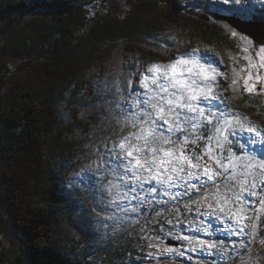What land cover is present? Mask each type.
Returning a JSON list of instances; mask_svg holds the SVG:
<instances>
[{
    "label": "trees",
    "instance_id": "obj_1",
    "mask_svg": "<svg viewBox=\"0 0 264 264\" xmlns=\"http://www.w3.org/2000/svg\"><path fill=\"white\" fill-rule=\"evenodd\" d=\"M108 1L0 0V20L11 32L12 55L34 64L27 75L15 78L0 92V201L7 214L6 226L21 240L12 264H131L140 242H161L171 234L164 223L168 208L163 203L164 194L153 193L141 204L131 237L137 233L146 239L133 242L128 234L113 237L105 230L104 221L94 210L96 203L80 191L81 185L67 181V161L81 153L85 143L74 138V126H81L88 138L91 127L78 118L77 110L72 113L73 122L63 124L59 105L66 94H81L89 67L108 60L121 39L143 42L155 33L175 34L177 30L209 26L211 21L215 23L210 25L214 34L240 56L231 32H236L237 38L241 34L229 25L222 30L218 22L227 23L214 16L220 5L225 7L218 0H125L120 7L112 2V8ZM246 3L255 12L253 19L264 20V7L250 0L226 8L246 13ZM224 14L242 17L235 11ZM255 87V93L243 88L234 101H248L264 109L260 90L264 85ZM124 119L125 115H112V141L99 167L105 179L112 177L109 149L132 130L124 127ZM232 120L241 122L238 117ZM211 134L209 126L207 135ZM231 139L232 152L241 151L242 144ZM226 182V174L216 180L221 188ZM258 224L262 226L251 257L256 264H264V244L260 243L264 239V211ZM6 252L1 249L0 259Z\"/></svg>",
    "mask_w": 264,
    "mask_h": 264
},
{
    "label": "rangeland",
    "instance_id": "obj_2",
    "mask_svg": "<svg viewBox=\"0 0 264 264\" xmlns=\"http://www.w3.org/2000/svg\"><path fill=\"white\" fill-rule=\"evenodd\" d=\"M218 1L225 6L220 5L218 11L223 13L226 10L232 11L230 8H226L229 4L223 3L222 0ZM250 1L255 6L264 7V0ZM112 2H114V6L118 3V7H120L125 0H110L106 4L112 8ZM207 19L211 21L209 18ZM213 24L215 23L211 21L209 26L204 25L184 32L177 30L174 32L175 34L155 33L143 42L128 39L119 40L108 60L89 67L86 72L87 85L81 91V94L78 96L66 94L60 102L59 107L63 124L72 123V113L77 110L78 118L83 122L90 123L91 127L88 138V134L84 132L81 126H74V138L85 141V143L82 147L83 151L67 161V181L77 186L81 185L80 191L96 203L94 210L99 218L104 221L105 230L111 231L113 237L115 235L119 236V234H128L133 242L137 238L140 240L146 239V236H139L137 233L131 237L132 232H134L133 225L137 222L136 218L140 215L142 203H139L138 206L136 199H132L130 202L127 199H117V196L124 191L123 185L113 174L110 179H105V176L99 172V167L105 151L111 145L112 115L114 117L122 116L125 115L122 109H127L128 112L134 109L131 105L136 93H143L144 91L140 85V80L142 75L148 74L146 68L151 63L167 64L182 56L200 60L203 63L204 61L200 59L201 54L207 52L215 55L217 63L213 67H217L224 73V76H217L219 86L215 88L216 92L223 93V103L218 101H213V103L217 104L219 111L224 112L227 118L232 120L233 117H238L241 121L239 124L244 125L245 129L252 126L257 129L255 133H249L246 130L240 131L239 127H237L236 133L232 138L239 141L242 147L241 151L233 153L237 156L253 155L257 157V160L264 159V155H257L264 148V109L261 105L251 104L248 101L242 104L234 101L242 95L244 87L241 77H247V71H242L248 66V61L244 57L246 55L250 56L252 63H258L255 52L260 47H264V40L257 43L228 23L218 22L222 30H227L229 25L233 30L243 35L239 37H247V40H242L239 37L237 38L236 35L232 40L234 45L238 46L241 51L240 56H237L228 47L225 40L214 34L210 26ZM10 36L11 32L6 28L5 21L0 20V92L4 91L7 85L15 78L27 75L34 66L31 61L12 55L9 49ZM248 41H251V44ZM244 48H249V52L245 53L243 51ZM193 51L197 55H186ZM252 71L255 73L256 70L252 69ZM259 74L264 77V68L259 69ZM233 78H237L238 82L235 90L230 86ZM249 82L255 83V86L264 85V80H250ZM260 90L264 94V89L260 88ZM254 93L253 96H255ZM227 109L231 111H227ZM216 110L213 109V111ZM229 140L232 142L231 136H229ZM251 140L256 142L252 143L250 142ZM229 174L226 173V180ZM226 183L234 182L227 180ZM114 184H120V188H110ZM257 184L258 187L255 189L257 192L256 197H250L247 193L243 195L247 208L253 210L250 214L257 219L258 223L261 211L256 212L255 209L259 207V200L264 198V184H261L259 180H257ZM212 190L211 188L206 192H211ZM234 191H238V189H234ZM171 192H182L175 200L171 199L170 196L164 195L163 203L168 205L165 211L164 223L170 229L171 234H168L161 242H140L137 245V254L131 264H256L247 249L239 248V241L244 239L245 243H247V237L232 236L231 240L237 241L236 248H233L230 241L225 240L226 249L224 253L216 250L210 252H203L199 249L191 251L188 242L182 239L183 236L202 239H223V230L228 227V224L224 222L217 223L216 218L212 216L197 214L195 211L197 205L191 204V201L198 200L205 192L198 196L195 195L197 191L183 194V189L180 188H173ZM143 195L142 193L141 196ZM186 203L192 211L185 210L184 205ZM137 206V211H129V209ZM177 208L179 213L175 211ZM204 211L206 209H200L201 213ZM6 215L4 203L0 201V251L3 248L7 251L1 257L0 264H12L13 255L17 253L21 243L19 236L6 226ZM168 221H172V223ZM209 221L213 223L216 229H219L211 237L202 230L199 232L196 230L201 223ZM190 222L192 223L190 224ZM168 239L178 241V245H168L166 243ZM149 244H158L159 246L150 248ZM166 247H171L175 251H162ZM150 252L154 253V255L150 256ZM237 252L240 255H237Z\"/></svg>",
    "mask_w": 264,
    "mask_h": 264
},
{
    "label": "snow or ice",
    "instance_id": "obj_3",
    "mask_svg": "<svg viewBox=\"0 0 264 264\" xmlns=\"http://www.w3.org/2000/svg\"><path fill=\"white\" fill-rule=\"evenodd\" d=\"M222 2L233 4L240 0ZM245 9L246 13L244 9L230 10L250 21L255 12L247 3ZM232 35L238 34L233 32ZM241 39L247 40V37ZM248 43L251 44V41ZM243 51L248 53L249 48H244ZM186 55L195 56L197 53L193 51ZM255 57L258 58V63H252L250 56L244 57L248 66L242 71H247V77L241 79L244 91L249 93L256 90L255 83H250V80H264L259 74V69L264 68V47L255 52ZM200 59L204 62L182 56L167 64L153 62L147 66L148 74L142 75L140 80L144 91L136 93L131 105L135 111L122 109L125 114L124 127L132 130L114 142L109 149L113 157L108 161L112 165L111 173L124 187L117 199H127L129 202L136 199L139 206V203L148 201L153 193L177 199L182 193H172L173 188L183 189V194L212 188L211 192H205L198 200H192L191 204L197 205L195 211L198 215L212 216L217 223L228 224L223 230V239L190 236H183L182 239L188 242L191 251L216 250L224 253L225 240L236 248L237 241L231 240V237H247V243L244 239L239 241V248L247 249L251 254L257 230L262 225L250 214L253 210L247 208L243 194L257 196V180L264 184V159L257 160L256 156L249 154L237 156L232 152L229 136L235 135L237 127L240 131L246 130L249 133H255L257 129L255 126L245 129L244 125L230 120L224 112L219 111L213 101L223 103V93L216 92L215 88L219 86L217 76H224V73L213 67L217 63L215 55L205 52ZM252 69L256 70L255 73ZM237 83V78H233L230 86L235 90ZM209 126L211 135H207ZM216 150H219V155ZM257 155H264V148ZM226 173H230L227 180L234 183H225L221 188L216 180ZM110 188L119 189L120 184L111 185ZM138 206L129 211H137ZM184 208L192 211L187 203ZM201 208L206 211L201 213ZM175 211L179 213L178 208ZM255 211H264V198L259 200V207ZM196 230H202L210 237L219 231L211 221L201 223ZM260 243L264 244V239ZM158 246L149 244L150 248ZM162 251L172 252L175 249L166 247ZM149 255L154 253L150 252ZM237 255L240 253L237 252Z\"/></svg>",
    "mask_w": 264,
    "mask_h": 264
},
{
    "label": "water",
    "instance_id": "obj_4",
    "mask_svg": "<svg viewBox=\"0 0 264 264\" xmlns=\"http://www.w3.org/2000/svg\"><path fill=\"white\" fill-rule=\"evenodd\" d=\"M214 16L224 20L234 29L250 37L257 43H260L264 40V20L251 19L249 21L234 14H224L220 12H215ZM203 17L206 19L208 18L207 16ZM166 243L173 246L178 245V241L172 239H168Z\"/></svg>",
    "mask_w": 264,
    "mask_h": 264
}]
</instances>
